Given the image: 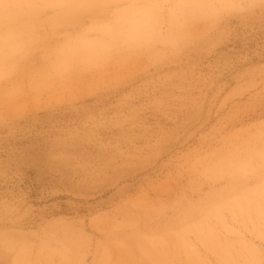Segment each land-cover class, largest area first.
<instances>
[{
	"label": "rangeland",
	"instance_id": "rangeland-1",
	"mask_svg": "<svg viewBox=\"0 0 264 264\" xmlns=\"http://www.w3.org/2000/svg\"><path fill=\"white\" fill-rule=\"evenodd\" d=\"M114 10L128 26L154 14L151 46L56 73ZM221 14L211 0H13L0 264H229L221 250L264 264V4Z\"/></svg>",
	"mask_w": 264,
	"mask_h": 264
},
{
	"label": "clouds",
	"instance_id": "clouds-1",
	"mask_svg": "<svg viewBox=\"0 0 264 264\" xmlns=\"http://www.w3.org/2000/svg\"><path fill=\"white\" fill-rule=\"evenodd\" d=\"M211 2L222 13L216 16L242 14L251 10L256 4V0H211ZM259 3L264 4V0H259ZM3 7L7 10L11 5L4 3ZM157 31L158 21L154 14L141 16L135 25L128 26L120 22L114 10L110 20L88 26L85 32L91 38L86 41L77 40L73 47L85 58H106L117 49L136 51L151 46Z\"/></svg>",
	"mask_w": 264,
	"mask_h": 264
},
{
	"label": "bare ground",
	"instance_id": "bare-ground-1",
	"mask_svg": "<svg viewBox=\"0 0 264 264\" xmlns=\"http://www.w3.org/2000/svg\"><path fill=\"white\" fill-rule=\"evenodd\" d=\"M59 4H62V2L58 1ZM8 3L11 5V7L7 10L4 9L3 4ZM4 14H10V16L13 15V0H0V17L3 16ZM20 48L19 45H8L6 49L3 48V46L0 47V70H3L4 68V63L10 65L11 68H13V54ZM59 60L56 64L53 65V68L55 69L56 73L60 74L62 72L67 73L71 71V68L75 64H81L86 61H95L94 58H85L80 54L78 50H76L74 47L70 48H64L62 52L59 53ZM264 163V154H261L260 156ZM201 239L203 241H206V236L201 234ZM213 248H215V245L211 244ZM220 257L226 261L229 264H235V260L228 252L227 250H221L220 251ZM257 259L255 260V264L257 263Z\"/></svg>",
	"mask_w": 264,
	"mask_h": 264
}]
</instances>
